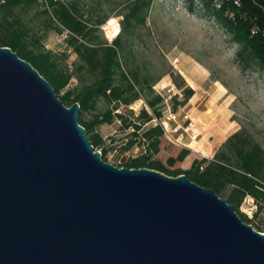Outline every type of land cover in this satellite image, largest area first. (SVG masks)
Returning a JSON list of instances; mask_svg holds the SVG:
<instances>
[{
	"label": "water",
	"instance_id": "1",
	"mask_svg": "<svg viewBox=\"0 0 264 264\" xmlns=\"http://www.w3.org/2000/svg\"><path fill=\"white\" fill-rule=\"evenodd\" d=\"M79 112L0 45V264H264V232L233 204L106 161Z\"/></svg>",
	"mask_w": 264,
	"mask_h": 264
},
{
	"label": "rangeland",
	"instance_id": "2",
	"mask_svg": "<svg viewBox=\"0 0 264 264\" xmlns=\"http://www.w3.org/2000/svg\"><path fill=\"white\" fill-rule=\"evenodd\" d=\"M41 2L38 6L17 7L15 10L34 28H44L52 15L43 13L44 8L49 7ZM79 4L84 18H90L91 22L104 19L99 26V35L110 43L118 38L125 67L137 71L142 81L147 78L154 94L163 99L159 103L163 111L162 121H165L162 125L168 126L167 135L178 144L188 147L191 143L190 131L187 129L189 116L194 118L197 125L205 126L200 139L205 137L213 141L215 138L209 132V124L201 122L197 113H190L192 111L187 108L190 99L176 110L173 108L174 98L182 100L185 90L190 86L185 75L193 74L195 81L202 87L212 83L226 88L229 96L226 104L228 114L225 117L227 125L224 124L223 128L226 139L214 151H206L201 142L195 144V150L190 149L181 163L183 170L190 169L195 160L202 159L206 160L203 162L205 167L217 154L226 158H221L222 161L235 165L239 160L238 150L248 151L258 147L264 152V72L259 68L242 71L234 63L238 45L218 19L205 9L202 0H80ZM135 4L141 5L137 15L129 18L135 26L123 30V22ZM111 18H116L120 24L114 33L108 31L107 27ZM39 35L44 47L52 51L60 67L76 70L70 82L56 92L60 98L71 88L89 80L87 72L77 71L78 56L69 42L67 30L42 29ZM148 93L145 91L140 99L131 104L130 107L137 113L143 106L150 109L145 103ZM212 95L213 99L217 97V88ZM225 100V96H221L219 105ZM106 105L100 99L98 110L104 109ZM93 113H88L86 118L92 117ZM222 116L220 113L216 120L220 121ZM174 128L177 130L173 131ZM130 132L131 129H122L120 121L115 119L112 123L97 125L91 134L98 139L97 150L104 152L109 162L126 166L123 164L129 159L145 151V146L140 143L127 148ZM233 134V139L227 141ZM253 179L256 183L258 180L264 181L260 175L253 176ZM246 196L240 202L239 210L249 218L244 212L247 208V203H244ZM249 221L264 232V221Z\"/></svg>",
	"mask_w": 264,
	"mask_h": 264
},
{
	"label": "trees",
	"instance_id": "3",
	"mask_svg": "<svg viewBox=\"0 0 264 264\" xmlns=\"http://www.w3.org/2000/svg\"><path fill=\"white\" fill-rule=\"evenodd\" d=\"M40 1L5 0L0 3V45L11 47L19 56L31 62L58 92L70 82L76 70L70 71L59 66L52 51L44 47L39 31H68L69 42L78 56L77 71L87 72L89 80L71 88L61 99L68 106L74 102L80 103L79 122L86 128L95 148L97 149L98 139L91 132L97 125L112 123L118 119L122 129H131L127 148L135 143L145 146L142 154L132 157L123 165L157 169L171 176L184 173L191 180L212 188L219 196L225 197L227 202L235 206L243 220L250 223V219L239 210V204L247 194H263L253 179V176L258 175L264 177V152L261 148L238 150L236 153L239 160L235 165L222 161L226 158L217 154L203 169L201 165L205 159L195 160L190 169L183 170L181 163L190 153V148L175 142L167 135L161 123L154 122V118H163V111L159 106L163 99L154 94L147 78L142 81L137 71L125 67L120 55L119 39L110 43L99 35V26L104 19L91 22L90 18H84L80 0H48L49 9L44 8L43 13L52 15V18L46 21L44 28H34L15 9L38 6ZM202 2L205 9L218 19L232 41L238 45L234 63L242 71L259 68L264 72V0ZM140 8V4L134 5L127 20L123 22V30L135 26L130 23L129 18L135 17ZM254 30L256 32L253 33ZM145 91L149 92L145 103L150 109L143 106L137 113L130 106ZM194 93L195 90L188 86L182 100L174 98L173 108L176 110L185 105ZM100 99L107 105L98 110ZM88 113H93L92 117L86 118ZM234 135L227 141L230 142ZM102 157L108 161L104 152ZM230 185L233 186L229 189Z\"/></svg>",
	"mask_w": 264,
	"mask_h": 264
},
{
	"label": "crops",
	"instance_id": "4",
	"mask_svg": "<svg viewBox=\"0 0 264 264\" xmlns=\"http://www.w3.org/2000/svg\"><path fill=\"white\" fill-rule=\"evenodd\" d=\"M184 73L183 71H181ZM185 75V73H184ZM189 85L195 90V93L190 98L189 102L187 103V108H190V110L194 115L198 117L201 122L208 123L209 124V132L213 133L214 139L213 141H208L205 137L203 139H200L201 141H198L196 144L198 145L200 142L203 144L206 151H214L216 147L219 146L225 139L226 136L224 134V124L227 125L225 117L227 116V109L226 104L229 100L228 92L226 91V88L221 85V87H218L216 84H210L206 85L205 87H202V85L198 84L197 81H195V76L192 74L185 75ZM217 88L218 95L215 99H213L212 92ZM221 96H225V102L221 103L219 105L218 99ZM217 101V103H215ZM197 104V105H196ZM222 113V119L220 121H217L219 114ZM192 115V114H191ZM195 116V117H196Z\"/></svg>",
	"mask_w": 264,
	"mask_h": 264
},
{
	"label": "built area",
	"instance_id": "5",
	"mask_svg": "<svg viewBox=\"0 0 264 264\" xmlns=\"http://www.w3.org/2000/svg\"><path fill=\"white\" fill-rule=\"evenodd\" d=\"M5 0H0V3L4 2ZM46 7H49V2L48 0H41ZM110 20H108L107 23H109ZM118 26L120 25L119 22L117 21ZM256 32V30L253 31V33ZM189 122L187 129L190 131V138H191V143L188 144V147L190 149L195 150V144L199 141L201 138L202 132H204L205 126L204 125H197V122H194L193 117H188ZM155 123H165L163 122L162 119L159 118H154ZM164 129L165 132L168 131V126L164 124ZM177 128H174L173 131H176ZM97 150V149H96ZM101 151V150H99ZM102 152V151H101ZM201 168H204V165H201ZM257 188L263 193L261 196L257 195H252V194H247L245 197L244 203H247V208L244 209V212L248 215L249 219L254 221L255 223H258V221H264V181L263 180H258V183L256 184ZM254 227V223H251ZM256 228V227H255ZM257 229V228H256Z\"/></svg>",
	"mask_w": 264,
	"mask_h": 264
},
{
	"label": "bare ground",
	"instance_id": "6",
	"mask_svg": "<svg viewBox=\"0 0 264 264\" xmlns=\"http://www.w3.org/2000/svg\"><path fill=\"white\" fill-rule=\"evenodd\" d=\"M107 27L109 28L108 31H113L112 33L116 32L119 28L116 18H111L109 23H107Z\"/></svg>",
	"mask_w": 264,
	"mask_h": 264
}]
</instances>
